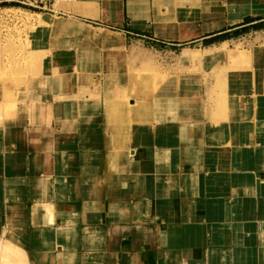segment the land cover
Wrapping results in <instances>:
<instances>
[{
    "label": "crops",
    "instance_id": "1",
    "mask_svg": "<svg viewBox=\"0 0 264 264\" xmlns=\"http://www.w3.org/2000/svg\"><path fill=\"white\" fill-rule=\"evenodd\" d=\"M102 1L95 15L70 16L89 24L81 43L51 49L27 93L1 99L0 264H264V44L223 51L232 59L209 76L197 56L226 41L185 47L264 20L235 19L264 0H226L221 27L203 0L180 21L181 0H105L101 14ZM143 31L184 46L173 67L195 69L159 88L178 107L139 115L120 103L138 90L122 62L137 72L150 59ZM185 50L198 54L181 60Z\"/></svg>",
    "mask_w": 264,
    "mask_h": 264
},
{
    "label": "rangeland",
    "instance_id": "2",
    "mask_svg": "<svg viewBox=\"0 0 264 264\" xmlns=\"http://www.w3.org/2000/svg\"><path fill=\"white\" fill-rule=\"evenodd\" d=\"M244 1H251L254 5H259L261 0ZM209 3L213 7L217 6L218 10L217 14L209 16L211 22H216V25H214L216 27L225 25L229 21L230 16L226 0H203L200 5L205 8L204 6ZM104 4L105 0L102 1L99 7L101 14L103 13ZM195 5L196 2L193 0H181L177 4V21L185 19L187 15L193 14V16L197 17V12H194L193 7ZM186 10L187 13H184ZM96 12V0H0V103L1 99L9 100V102L18 100L27 93L34 81L44 73V67L50 60L51 49L65 48L67 46L74 48L77 43L82 42L79 34L77 35L78 28L89 26V24L76 21L70 16L74 15V13L95 15ZM240 12L236 16V20L241 19L242 14L257 15L264 13V6L262 8L249 7ZM79 14L75 15L90 23L87 17H82ZM245 18H251V16H246L243 20ZM205 19L206 17L203 15L202 23H204ZM95 21L100 22L99 20ZM258 22H250L246 27H243L244 29L236 32L231 29L225 30L224 32L228 33V36L214 42L207 41L212 36L195 39L185 47L201 51L206 45L222 41L226 42L216 51V54H214L215 51L205 52L202 50L200 55L197 51L185 50L182 53L181 60L193 58L198 54L197 59L202 60V74L207 76L216 75L223 68L221 66L223 62L226 59H232L231 57L222 56L223 51L245 49L251 53L255 48L264 44V25L258 28L255 27L254 25ZM143 33L144 36L136 37L142 39L139 42L141 44L146 40L148 57H150L149 61H138L137 72L133 71L134 67L127 68L122 62V70L128 74L129 80L133 77L136 80L125 84L135 86L138 90L133 92V99L123 100L120 103V107L123 110L132 111L139 115L142 113L147 114L153 108H162L167 104L174 108L178 107V102L173 100L166 102L168 100L164 98L163 92L159 88L167 83L168 76L185 70L189 71V73H194L195 69V67L188 66L173 67V64L175 65L177 62V55H179L184 46L180 44L173 45L168 43V41L157 42L159 45H156L153 43L157 41H155L156 37L153 36L151 31H143ZM146 34H149L150 38ZM190 34L186 33L183 37ZM92 35H88L86 38L100 42L97 39H93ZM102 44L113 46L116 43H111V45ZM238 59L242 60L243 58ZM211 60H213L214 65L210 63ZM233 65L231 64L228 68L234 70L242 68V66H235V62ZM182 104L187 107L186 101H182ZM187 118L185 116L186 120ZM139 119L140 117L138 116L137 120Z\"/></svg>",
    "mask_w": 264,
    "mask_h": 264
},
{
    "label": "trees",
    "instance_id": "3",
    "mask_svg": "<svg viewBox=\"0 0 264 264\" xmlns=\"http://www.w3.org/2000/svg\"><path fill=\"white\" fill-rule=\"evenodd\" d=\"M263 18L261 17H257V18H246L243 20V22H241L240 24H237L235 26L230 27L229 29L234 30L233 32L239 31L244 29L243 27H246V25L250 22L253 21H259L257 24H255V27H261L264 25V20H262ZM225 30L219 31L217 33H214L213 36L211 38H209V42H214L216 40H221L224 39L225 37L228 36V33L224 32Z\"/></svg>",
    "mask_w": 264,
    "mask_h": 264
},
{
    "label": "bare ground",
    "instance_id": "4",
    "mask_svg": "<svg viewBox=\"0 0 264 264\" xmlns=\"http://www.w3.org/2000/svg\"><path fill=\"white\" fill-rule=\"evenodd\" d=\"M242 3V2H241ZM249 6V5H248ZM112 32V31H111ZM93 39H97L99 40L101 43H104V44H109L111 45V43H116L117 40H114V39H110L108 38L106 35H101V36H95V35H92ZM260 63V62H259ZM260 66V65H259ZM238 72V71H237ZM260 69L258 68L256 73H255V76H260ZM260 80V79H259ZM235 83V82H234ZM241 85V84H240ZM236 88V87H235ZM216 92V91H215ZM236 92V91H235ZM258 94V93H257ZM226 97V96H225ZM211 99V98H210ZM227 122V121H226ZM215 124V123H214Z\"/></svg>",
    "mask_w": 264,
    "mask_h": 264
}]
</instances>
